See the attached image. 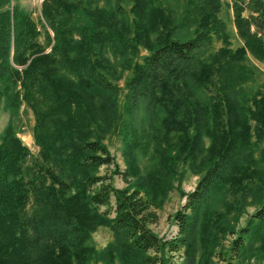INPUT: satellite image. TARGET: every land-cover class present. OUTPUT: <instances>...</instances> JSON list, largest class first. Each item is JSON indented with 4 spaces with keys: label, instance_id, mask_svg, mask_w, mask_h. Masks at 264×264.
<instances>
[{
    "label": "trees",
    "instance_id": "1",
    "mask_svg": "<svg viewBox=\"0 0 264 264\" xmlns=\"http://www.w3.org/2000/svg\"><path fill=\"white\" fill-rule=\"evenodd\" d=\"M13 1L0 0V108L9 109L0 130V264H89L95 255L102 264L162 263L157 254L165 241L149 224L180 162L200 177L186 193L189 211L175 213L178 242L166 243L168 250L185 244L184 263L198 264V233L220 195L231 187L258 200L264 195V90L250 84L256 66L249 57L264 60V0H231L243 39L237 47L217 16L220 0H185L180 17L168 0H126L130 28L119 6L42 0L53 32L46 30L43 43L30 13ZM80 10L87 18L81 23ZM214 37L222 44L205 53ZM138 45L147 52L132 64L121 108L108 71L112 57L125 60ZM22 101L34 112L42 157L59 171L51 172L61 185L58 197H42L29 148L13 128ZM118 122L123 169L104 142ZM255 142H263L258 154ZM146 157L152 164L141 171ZM100 166L106 171L95 173ZM114 174L134 184L115 186ZM30 193L39 199L31 212ZM259 204L232 239L231 258L264 252V198ZM98 224L114 240L96 250L88 236Z\"/></svg>",
    "mask_w": 264,
    "mask_h": 264
},
{
    "label": "rangeland",
    "instance_id": "2",
    "mask_svg": "<svg viewBox=\"0 0 264 264\" xmlns=\"http://www.w3.org/2000/svg\"><path fill=\"white\" fill-rule=\"evenodd\" d=\"M221 7L217 13L226 26V32L229 35L230 46L237 47L243 44V39L237 31V27L234 22L233 9L231 7V0H220ZM13 2H18L19 5L26 9L32 19L36 22V27L39 30V40L43 43L45 42L46 30L52 35L53 32L46 22L41 10L42 0H14ZM172 4L180 17L181 12L185 6V0H168ZM97 5L101 8H114L118 7V12L122 16V22L126 24L125 27L130 28L132 24V12L130 11V3L126 0H98ZM249 10L244 9L242 15L246 16ZM79 22L81 20L85 21V15L82 11L77 14ZM89 22L91 19L88 18ZM43 23V25H42ZM117 28L122 30L124 24L117 23ZM222 41L214 37L213 42L210 46L206 48L205 53L216 50ZM46 49L49 50L50 46L46 45ZM147 50L143 49L138 45L135 54L130 53L128 58L122 60L121 57H112L114 61L108 71V78L119 89L118 101L120 106L124 103V93L126 92V80L131 74L132 64L134 61H139L141 56L145 54ZM250 61L256 66L255 75L250 84H253V89L264 90V60L256 59L249 54ZM111 58V57H110ZM122 108V106H121ZM9 119V109L6 107L0 108V130L6 125ZM34 112L32 108L22 101L18 108L17 113L12 118V125L21 138V140L28 146V164L32 165V170L34 180L36 185L41 187L40 193L43 198H55L60 195V183L55 182L54 177L59 174L57 169H53L50 166L48 160L44 159L41 155L40 146L35 142L33 130H34ZM115 123V122H114ZM113 123V129L106 133L104 137V142L107 144L110 152L114 155V158L121 169L125 167V159L123 156V146L124 143L121 139L120 125ZM263 142H255L254 153L258 154L259 148L262 146ZM154 146L150 143L149 150L152 155L154 152ZM152 163L149 158H143L141 165V171H145ZM111 167V166H110ZM177 173L173 175L172 182L173 185L169 189L167 196L162 200L160 206L156 208L158 218L155 222L149 224L155 233H157L163 242L161 249L159 250L157 256L163 259V262H158L157 264H185L184 261L187 260V251L185 244H181L176 250H168L167 243L170 240H176L178 242L179 231L178 223L175 219V213L177 211H189L185 208L186 203V193L193 190L197 181L199 180L200 173H196L187 166V164H178ZM54 171L55 176L51 173ZM106 171V167L100 166L95 169V173H102ZM127 183L118 174H114L111 178L115 186L123 187L126 185H133L134 179ZM49 187V188H46ZM247 189V188H246ZM245 187H231L228 191L223 192L220 195L219 201L214 205L212 211L209 213L208 226L201 228L198 233L195 260L198 264H210V262H216L223 264L224 260L232 259L235 264H263L264 263V252H250L246 251L245 254L239 258H231L232 251L230 250V245L232 239L239 233V228L246 224L248 216L259 207L261 199L259 197L255 199ZM39 203V199L30 193L29 200L27 202V210L31 212L35 206ZM96 208V207H95ZM99 211L106 209L105 205H100L97 207ZM222 214V215H221ZM110 215H113L110 213ZM221 215L220 218L218 216ZM114 240L113 233L107 225L98 224L93 229L89 231L88 241L94 246L96 250L105 247L109 242ZM180 241V240H179ZM151 253V252H149ZM152 254V253H151ZM89 264H102V261L97 259V256H92ZM115 264H121L120 261L116 260Z\"/></svg>",
    "mask_w": 264,
    "mask_h": 264
}]
</instances>
